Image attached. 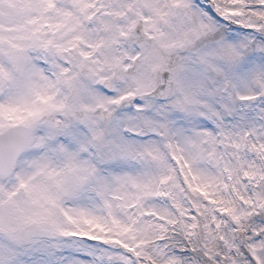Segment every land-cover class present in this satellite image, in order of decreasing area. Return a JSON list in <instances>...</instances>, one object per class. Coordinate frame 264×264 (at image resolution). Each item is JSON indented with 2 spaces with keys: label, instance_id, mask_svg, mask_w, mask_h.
<instances>
[{
  "label": "snow or ice",
  "instance_id": "1",
  "mask_svg": "<svg viewBox=\"0 0 264 264\" xmlns=\"http://www.w3.org/2000/svg\"><path fill=\"white\" fill-rule=\"evenodd\" d=\"M0 264H264V0H0Z\"/></svg>",
  "mask_w": 264,
  "mask_h": 264
}]
</instances>
